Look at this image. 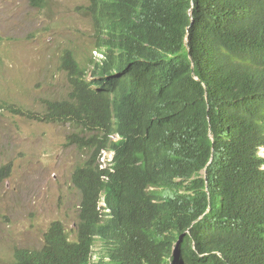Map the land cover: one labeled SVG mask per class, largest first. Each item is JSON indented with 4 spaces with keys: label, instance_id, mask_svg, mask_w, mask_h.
I'll return each instance as SVG.
<instances>
[{
    "label": "trees",
    "instance_id": "obj_1",
    "mask_svg": "<svg viewBox=\"0 0 264 264\" xmlns=\"http://www.w3.org/2000/svg\"><path fill=\"white\" fill-rule=\"evenodd\" d=\"M88 15L92 78L67 49L66 98L0 105L69 123L86 153L76 228L53 221L14 264H264V0H92Z\"/></svg>",
    "mask_w": 264,
    "mask_h": 264
},
{
    "label": "rangeland",
    "instance_id": "obj_2",
    "mask_svg": "<svg viewBox=\"0 0 264 264\" xmlns=\"http://www.w3.org/2000/svg\"><path fill=\"white\" fill-rule=\"evenodd\" d=\"M91 2L46 0L36 6L0 0L1 106L42 114L46 99L66 98L70 82L61 62L67 49L91 70L98 49ZM74 131L69 123L0 107V264H14L19 248L40 249L53 221H62L68 232L76 228L81 192L72 175L86 153L68 144ZM94 251L97 262L103 253L99 239Z\"/></svg>",
    "mask_w": 264,
    "mask_h": 264
},
{
    "label": "clouds",
    "instance_id": "obj_3",
    "mask_svg": "<svg viewBox=\"0 0 264 264\" xmlns=\"http://www.w3.org/2000/svg\"><path fill=\"white\" fill-rule=\"evenodd\" d=\"M94 58L95 60H101L104 56H105V53L102 52L101 50L99 49H96L94 51ZM88 79H91L92 78V74H91V71H89V75L87 76ZM116 136L118 137V135H115L114 138H116ZM259 153L264 156V146L260 147V150H259ZM114 156H115V151L112 150V149H108V148H104L100 151L99 155H98V164H99V168L100 169H106V170H114L113 169V163H114ZM205 175H206V172L204 171ZM104 179H108V176L107 175H104L103 176ZM100 205H105V203L103 201H101L99 203ZM98 240V239H97ZM104 248V246H103ZM93 251H94V246H93ZM94 257H95V251H94V255L92 256L93 258V262H94ZM99 260V259H98ZM15 262V261H14ZM94 263H97V262H94Z\"/></svg>",
    "mask_w": 264,
    "mask_h": 264
},
{
    "label": "water",
    "instance_id": "obj_4",
    "mask_svg": "<svg viewBox=\"0 0 264 264\" xmlns=\"http://www.w3.org/2000/svg\"><path fill=\"white\" fill-rule=\"evenodd\" d=\"M186 42H187V41H186ZM180 238H181V235L179 236V238H178L177 241L175 242L174 247H175V245L179 242ZM174 247H173V248H174Z\"/></svg>",
    "mask_w": 264,
    "mask_h": 264
}]
</instances>
